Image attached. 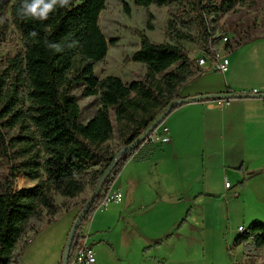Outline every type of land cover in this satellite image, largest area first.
<instances>
[{"label":"trees","instance_id":"1","mask_svg":"<svg viewBox=\"0 0 264 264\" xmlns=\"http://www.w3.org/2000/svg\"><path fill=\"white\" fill-rule=\"evenodd\" d=\"M238 1L189 0L187 12L198 28L203 48H208L212 33L217 31L215 23ZM24 3L25 0H13L10 10L25 41V53L14 59L12 76L0 72V152L11 171L0 191V264H19L21 254H14L32 218L46 215L47 223H51L60 215L55 193L73 199L88 186L97 187L116 155L109 145L115 128L121 145L130 144L174 100L183 98L180 92L186 83L204 72L197 64L195 68L185 49L155 43L141 33V46L132 60L146 66L144 77L129 83L116 75L99 78L95 65L107 56L109 46L116 43V39L106 38L99 24L106 0H67L63 5L57 0L43 19L26 15L22 10ZM134 3L148 8L152 4L166 5L169 0H134ZM126 12L131 13L128 6ZM147 27L154 29L150 21ZM234 31V40L228 37L223 45L227 51L254 38L243 37L237 28ZM78 84L84 86V97L100 96L98 111L86 123L80 121L81 107L72 93ZM17 127L21 135L6 143L5 129ZM147 145L154 144L146 139L135 150L123 154L112 169L114 178H105L78 228L70 257L80 246V233L125 164L131 158L149 157ZM17 155L21 159L14 163ZM18 174L36 183L15 190L13 183ZM39 229L40 226L35 232ZM249 240L264 246L263 222H252L238 235L235 244ZM64 250L65 247L62 258Z\"/></svg>","mask_w":264,"mask_h":264},{"label":"rangeland","instance_id":"2","mask_svg":"<svg viewBox=\"0 0 264 264\" xmlns=\"http://www.w3.org/2000/svg\"><path fill=\"white\" fill-rule=\"evenodd\" d=\"M12 3L13 0H0V72L6 71L9 76H12L11 68L14 59L22 57L25 53V41L13 22L10 10ZM188 3L189 0H169L166 5L152 4L147 8L136 5L134 0H106L99 24L106 38L116 39V43L111 44L107 56L96 63V75L99 78L116 75L128 83L143 78L147 70L146 66L132 60L133 54L141 46V33H145L155 43H169L185 49L196 68V58L201 55L204 48L198 35V28L190 13L187 12ZM126 6L130 8L131 13L126 12ZM149 21L154 27L153 30L147 27ZM215 27L217 34L223 33L229 38L233 37L235 28L240 30L243 37L264 36V0H239L232 10L221 15ZM233 40L232 38L231 41ZM217 47L220 50L222 45L217 44ZM205 72L204 69L202 74ZM10 79L13 80V77ZM83 89L82 84L75 85L72 93L75 94L81 107L80 121L86 123L96 114L101 104L100 96L84 97ZM113 114L112 111V118H115ZM20 131L18 127L13 130L5 129L6 143L16 135H21ZM109 145L116 150V153L123 147L117 128H115L114 138L109 141ZM12 151L13 148L9 153L11 154ZM20 159L17 155L14 163H19ZM142 160L144 159L134 161ZM231 171L233 170H226L220 174L229 177L230 182L234 183V192H242V186L236 185L238 184L237 177ZM10 172L9 164L0 152V191ZM248 174L252 175V173ZM147 175L151 177L150 174L147 173ZM158 180L159 178L155 177L150 181L147 178L142 181L146 198L155 197L156 205L160 204L154 210L139 214L140 217L145 215L148 234L132 236L130 229L127 232L124 229L125 233L117 237L121 229L127 225V222L126 224L122 222L121 226H118L117 220L106 229V236L98 237L99 233L93 231L89 237V243L93 244L96 251L97 264H264V246H257L253 240L235 244L238 235L243 233L252 222L264 223V174L252 176L248 186L249 190L244 195V207L242 204L241 208L239 205L236 206L237 204L232 206L230 204L229 210L232 216L222 213V200L215 195L212 201L217 203L218 207L217 209L215 207L213 217L203 210L201 215L189 221L187 218L189 209L186 208L183 198L178 200L177 191L169 193L163 190L160 192L161 197L157 193L158 187L160 188L163 184L165 186L177 185L178 177L165 176L164 182H158ZM35 183L36 181L29 180L23 174H18L14 178L13 186L15 190H18ZM172 187L177 190L176 186ZM95 188V186H88L83 194L73 199L55 193L56 203L60 206V215L51 223H47L46 215L42 218H32L14 255L20 253L21 258L19 259L23 258V264H59L62 262L60 243L63 239L65 240L66 233L85 205L84 201L89 200ZM234 198L239 199V197ZM223 200L226 208L228 199L225 197ZM171 201L176 202L171 204ZM114 203L119 202L109 204L110 211ZM234 203L236 202L232 204ZM242 208L245 213H240ZM179 216L181 219L175 232L179 231L182 234L180 238L177 236L169 239V236L173 235L160 239L151 238V233L160 232ZM89 223L84 230H87ZM239 224L244 227L243 230L239 229ZM39 226V231L35 232ZM111 234L116 236V239L110 240L109 235Z\"/></svg>","mask_w":264,"mask_h":264},{"label":"crops","instance_id":"3","mask_svg":"<svg viewBox=\"0 0 264 264\" xmlns=\"http://www.w3.org/2000/svg\"><path fill=\"white\" fill-rule=\"evenodd\" d=\"M249 45L254 46L246 47ZM228 57L230 66L226 73L205 69L204 74L184 85L180 95L185 98L223 93L229 89L232 93L256 89L259 92L257 95L264 94V36L255 37L240 48L228 51ZM164 124L169 130L170 143L147 145L148 158L142 161L131 158L125 164L113 184L115 189L123 192V200L112 204L111 211L109 206L106 210L94 213L86 230L90 236L93 231L99 233L98 237L106 236V229L115 220L118 226L127 222L117 237L125 233L124 229L126 232L130 229L132 236L148 234L145 215L140 217L139 214L154 210L160 204L156 205L155 197L146 198L142 184L146 178L150 181L156 177L159 178L158 182H164L165 176L178 177L177 185L163 184L158 187L157 193L161 197L160 192L163 190L169 193L177 191L178 200L183 198L189 209L188 221L197 218L203 210L211 217L218 207L212 201L215 195L222 200L224 214L232 216L230 204H237L240 208L242 204L244 207V195L249 190L252 176L264 174V100L260 97L235 98L228 105H221L220 100L191 102L175 109ZM226 170H233L231 172L237 177L236 185L242 186V192H234L233 182L230 187H226L225 183L230 178L220 174ZM172 186H176L177 190ZM225 197L228 199L226 208L223 205ZM176 201H171V204ZM241 212L245 213L244 208ZM75 216L76 213L73 220ZM180 219L181 216L160 232L151 233V238H166L167 235H173L169 239L180 238L182 234L175 232ZM70 229L65 240L60 243L61 259ZM109 236L110 240L116 239L113 234ZM19 264H23V258Z\"/></svg>","mask_w":264,"mask_h":264},{"label":"built area","instance_id":"4","mask_svg":"<svg viewBox=\"0 0 264 264\" xmlns=\"http://www.w3.org/2000/svg\"><path fill=\"white\" fill-rule=\"evenodd\" d=\"M220 34L212 33L209 39L208 48H204L196 58L197 65L204 69H210L213 71L226 73L230 66V60L228 57V51L223 47L224 43L228 41V36L221 35V39L217 40ZM217 41L222 45V49L220 50L217 47ZM243 94H259L256 89L244 91ZM262 95V96H260ZM259 97L264 100V94H260ZM221 105H228L230 104V100L222 99ZM147 141L149 143H170L171 138L169 135V130L167 125L161 123L148 137ZM109 178H114V173L111 171L108 176ZM226 187L231 186L230 181H226ZM123 192L120 189H115L113 185L110 189L105 193L103 200L97 207L96 211H103L106 210L109 204L113 202H121L123 200ZM240 230H243L244 227L240 226ZM81 243L80 246L75 250V252L69 258L68 264H96L97 257L96 251L92 244L89 243L90 233L86 230H82L80 233Z\"/></svg>","mask_w":264,"mask_h":264},{"label":"water","instance_id":"5","mask_svg":"<svg viewBox=\"0 0 264 264\" xmlns=\"http://www.w3.org/2000/svg\"><path fill=\"white\" fill-rule=\"evenodd\" d=\"M208 97L211 98H215V99H235V98H246V97H259V95L257 94H243V93H230V92H223V93H213V94H201V95H196L193 97H185V98H181V99H176L174 100L165 110L162 114H160L148 127L147 129H145L141 135H139V137H137V139H135L134 141H132L130 144L124 145L119 152L116 153L115 158L112 162V164L110 165V167L104 172L103 176L101 177L96 189L94 190V192L92 193L91 197L89 198V200L86 202V204L83 206V208L81 209V211L79 212V214L77 215L76 219L73 222V225L71 227V230L69 232V236H68V240L66 242L65 245V250H64V254H63V258H62V262L61 264H68L69 262V258H70V251H71V247H72V243L75 239V235L78 231V228L83 220V218L85 217V215L87 214V212L89 211V209L91 208V206L93 205L94 199L96 197V195L98 194V192L100 191L103 181L105 180V178L108 176V174L112 171L113 167L117 164L119 158L123 155V154H128L131 151L135 150L143 141H145L147 139V137L161 124L165 121V119L167 118V116L171 113V111L176 108L179 105H184L187 103H191V102H198V101H202Z\"/></svg>","mask_w":264,"mask_h":264},{"label":"clouds","instance_id":"6","mask_svg":"<svg viewBox=\"0 0 264 264\" xmlns=\"http://www.w3.org/2000/svg\"><path fill=\"white\" fill-rule=\"evenodd\" d=\"M59 2L63 5L67 0H59ZM56 3L57 0H49V2H45V0H31V2H28V0H25L22 10L26 15L43 19L46 18L49 11L53 10Z\"/></svg>","mask_w":264,"mask_h":264}]
</instances>
